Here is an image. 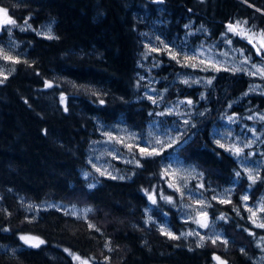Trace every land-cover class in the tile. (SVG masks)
I'll list each match as a JSON object with an SVG mask.
<instances>
[{
	"label": "trees",
	"instance_id": "obj_1",
	"mask_svg": "<svg viewBox=\"0 0 264 264\" xmlns=\"http://www.w3.org/2000/svg\"><path fill=\"white\" fill-rule=\"evenodd\" d=\"M0 8L16 22L0 31L7 72L0 75V264H80L76 256L91 264H214L215 257L264 264V228L249 211L264 197V116L249 119L264 115V77L186 63L182 54L164 51L149 74L143 55L144 36L152 32L178 47L262 64L264 48L252 34L264 33V0H0ZM237 22L252 43L228 31ZM44 25L52 39L37 34ZM181 72L206 82L186 85L177 79ZM143 74L158 79L162 105L145 96ZM176 99L192 101L187 118L161 113ZM154 122L172 127L178 142L153 155L138 144L124 148L134 159H112L118 176L91 169L92 144L106 130L125 127L143 138ZM225 126L244 140L258 135L244 156L259 163L254 181L240 156L215 138L213 129ZM174 159L196 169L188 185L201 190L220 237L189 235L194 223L163 177ZM153 188L174 199L158 196L152 203L146 193ZM226 189L228 199H219ZM25 201H59L88 212L31 214ZM24 235L43 243L27 244Z\"/></svg>",
	"mask_w": 264,
	"mask_h": 264
},
{
	"label": "rangeland",
	"instance_id": "obj_2",
	"mask_svg": "<svg viewBox=\"0 0 264 264\" xmlns=\"http://www.w3.org/2000/svg\"><path fill=\"white\" fill-rule=\"evenodd\" d=\"M13 26L14 25L10 24H0V31L4 28L11 29ZM36 32L38 35L46 38L49 35L53 36L52 29L49 25H44L40 28H37ZM254 39L261 47L262 37L254 36ZM153 49H155V51H153ZM143 51V55H145L144 57L146 58L145 62L148 64L144 66L146 67V70L149 72V74L151 73V69H155L158 61L155 56L161 51H164L167 57L175 56V58H177L180 54H182L186 58V63H192L196 65L208 63L228 70L256 73V75L259 76H261V74L257 72V68L264 70V63L257 64L255 67H253V64L246 62L245 60L233 59L231 57L220 58L202 47L190 49L187 47L186 43H184L183 47H178L172 44L164 36L152 32H147L144 36ZM6 73L5 66L0 62V75H4ZM142 78L146 81L145 84L147 86L144 92L145 96L150 100L155 101L153 103L156 105H162L164 93L162 88H158L156 86L158 79H152L150 76L145 74H143ZM177 79L183 83L185 80H187L188 83H184L186 85H200L206 82L204 76L195 73L188 74L181 72L178 74ZM187 101L188 100L185 99H176L174 101H170L168 104L165 103L163 104L164 108L161 113L178 115L181 118H187L193 112L194 108L193 103L188 104ZM263 116L264 115H262V113H253L250 114L249 119H262ZM227 120L234 122L235 117H228ZM222 127L213 129L215 138L221 145L227 147L228 149H241V152L238 155L240 156L241 165L248 175L251 173V175L255 178L259 169V163H251L244 156L245 154L249 155L250 148L254 145V141L257 139L258 135L251 136L250 140H244L241 138L242 135L239 136L238 134H233L230 131L229 126H225L224 128ZM173 130L174 129L172 127H162L158 122H154L147 129L146 135L141 138L136 131L128 130L125 127H117L114 129L110 128L103 133V137L99 141H96L92 144L89 155V165L91 166V169L93 168V170L101 175L118 176L117 170H115V168L112 166V159L123 161H132L134 159L132 155L129 154V151L124 150V148L129 149V145L138 144L140 149L145 150L142 153L148 154L149 152H152L153 149L156 150V153H161L164 149L170 148L171 145H174L178 142V135H176ZM246 150L247 152H245ZM130 153L135 152L131 150ZM196 174L197 171L194 167L188 166L184 162L176 159L164 166L163 170V177L168 184V189L175 191L176 195H178L181 203L183 204L185 220L194 223V228L189 231V233H199V235L205 239L209 238V236L212 238H218L221 235L218 229L215 227V223L209 218L208 215H204V213H206L205 200L202 196L201 190L199 188L191 189L188 185L189 180L194 178ZM195 185L198 186L199 183H196ZM230 191L231 189H226L218 193L217 197L221 200H227ZM159 192L160 193L157 194V191L153 188L147 193L154 194L155 199H157L158 196L162 198H171L172 196V194H169L162 188H159ZM173 199L174 198H171V200ZM24 204L27 211L31 214H34L38 209L44 208L65 210L76 216H86L88 212V209L85 207L67 205L59 201H45L41 203L25 201ZM262 206H264V197H262L255 206L251 207L252 219L258 224H264V210H261ZM253 212L256 213L255 216H253ZM201 224H207V227H202ZM161 226L166 232L173 234L170 228L164 225ZM23 237H29L30 239L27 244L34 246H38L41 241L40 238L31 235H24ZM75 258L79 260L80 264H85V262L86 264H91L87 259H82L78 256ZM222 262L223 260L221 259L219 261L215 259L214 264H222Z\"/></svg>",
	"mask_w": 264,
	"mask_h": 264
},
{
	"label": "snow or ice",
	"instance_id": "obj_3",
	"mask_svg": "<svg viewBox=\"0 0 264 264\" xmlns=\"http://www.w3.org/2000/svg\"><path fill=\"white\" fill-rule=\"evenodd\" d=\"M15 23H16V22H15L14 20H12V19L8 16L7 11H6L5 9H3V8H0V24H10V25H15ZM25 23L27 24V21H25ZM244 23L246 24L247 21H245ZM227 28H228V31H229V32H232V33H234V34H236V35H239V36H241V38H247L249 43H252V36H255V35H256L255 33H253L252 36H249V35H248V32L244 31V30L241 28L240 22H237L235 25H233V24H229V25H227ZM21 30H23V29H21ZM248 31L250 32L251 30H248ZM261 37H262V39H261V47H264V33H261ZM47 38L52 39L53 37L49 35ZM228 43L230 44L231 41L229 40ZM165 47H167V46H165ZM254 47H255V45H254ZM153 51H155V49H153ZM257 52H259V49H257ZM5 58H6V59H10V57H5ZM173 58H175V56H173ZM253 67H255V65H253ZM257 72H259V73L261 74V76L264 77V70H261V69L257 68ZM250 74H251V75H255L256 73H250ZM5 78H6V77H5ZM0 82H2V81H0ZM184 83L187 84L188 81L185 80ZM208 83L210 84V83H211V80H209ZM49 87H51L50 84H49ZM153 102H155V101H153ZM187 103H188V104H192V101H191V100H188ZM65 110H67V109H65ZM158 143H159V141H158ZM220 146L223 147V145H220ZM129 147H131V145H129ZM140 151H141V152H144L145 150H144V149H141ZM229 151H233V154H235V155H239L240 152H241V149H239V148H234V149H229ZM153 154H157L155 149H153L152 152H149V153H148V155H153ZM138 163H139V162L137 161V164H138ZM237 175H239V173H237ZM249 179H250V180H253V181H254V179H255V178L251 175V173H249ZM170 186H171V185H170ZM177 190H178V189H177ZM146 195H148V198H149V200L152 201V203H156V199H155V195H154V194H148V193H146ZM164 199H166V200H168L169 202H171V198H170V197H164ZM214 199H215V197H214ZM242 199L246 200L247 197H246V196H245V197H242ZM261 210H264V206H262ZM249 211H251V209H249ZM204 215L206 216L207 214L204 213ZM255 215H256V213L253 212V216H255ZM221 219H224V217H221ZM198 223H199V221H198ZM253 223H255V220H253ZM201 226H202V227H207V224H201ZM257 226H258V227H262V228H264V224H259V225H257ZM161 231H162V232H165V234H166V235H169L170 237L172 236V233H170V232H166L165 229H163V228H161ZM190 234H191V233H189V235H190ZM21 239L24 240V241L27 243V242L29 241L30 238H29V237H21ZM212 242L215 243L216 241L213 240ZM40 243H43V241H40ZM224 243H227V241H224ZM215 259H217L218 261L220 260L219 257H215ZM85 264H86V262H85ZM222 264H223V262H222Z\"/></svg>",
	"mask_w": 264,
	"mask_h": 264
}]
</instances>
